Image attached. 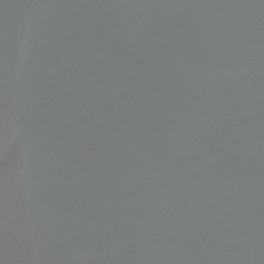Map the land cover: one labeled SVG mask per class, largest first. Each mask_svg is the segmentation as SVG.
Wrapping results in <instances>:
<instances>
[{"label":"water","instance_id":"obj_1","mask_svg":"<svg viewBox=\"0 0 264 264\" xmlns=\"http://www.w3.org/2000/svg\"><path fill=\"white\" fill-rule=\"evenodd\" d=\"M0 264H264V0H0Z\"/></svg>","mask_w":264,"mask_h":264}]
</instances>
